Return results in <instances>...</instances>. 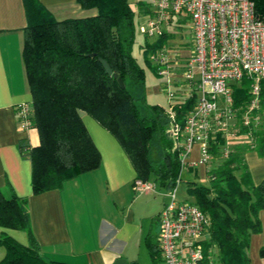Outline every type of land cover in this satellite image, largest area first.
<instances>
[{"label":"trees","instance_id":"trees-1","mask_svg":"<svg viewBox=\"0 0 264 264\" xmlns=\"http://www.w3.org/2000/svg\"><path fill=\"white\" fill-rule=\"evenodd\" d=\"M22 1L26 18L22 59L31 93L32 126L39 141L32 145L20 138L17 146L30 160L32 192L61 187L64 180L99 165L101 155L81 110L116 137L135 170L134 177L152 176L160 186H173L182 172L177 149L171 148L165 130L167 116L161 106L154 104L147 113L139 105L144 100V70L131 52L135 10L130 1L77 0L95 12L63 18H56L40 0ZM253 1L255 9L263 12L264 0ZM165 36L163 31L152 43L145 41L143 51L161 46ZM99 57L109 63L110 74ZM247 82L243 79L232 87L234 102L247 98ZM261 88L264 91V79ZM221 142V136L211 142L217 160L207 167L208 183L192 177L184 180L185 188L209 216L207 236L201 239L204 264H213L212 259L219 264H249L250 234L261 230L258 212L264 208V177L258 182L251 179L243 159V151L251 147L237 144L223 156ZM253 148L264 152V130ZM184 170L193 176L197 171L190 165ZM0 225L24 229L28 236L23 243L2 230L0 264H72L42 256L30 227L27 197L11 187L7 192L0 187ZM146 246L150 264H162L157 241L148 237ZM258 254L264 257V242Z\"/></svg>","mask_w":264,"mask_h":264},{"label":"built area","instance_id":"built-area-1","mask_svg":"<svg viewBox=\"0 0 264 264\" xmlns=\"http://www.w3.org/2000/svg\"><path fill=\"white\" fill-rule=\"evenodd\" d=\"M188 18L191 45L186 50L159 46L149 52L155 71L163 76L169 106L166 133L177 149L180 172L198 162L206 165L215 155L211 142L221 136L223 156L237 144L253 148L264 130V11L253 0H150L145 35L161 33L162 24ZM165 32V31H164ZM247 82L246 99L234 102L232 87ZM18 125H32L30 102L17 104ZM194 146L198 159H190ZM157 213L156 241L162 264H204L201 239L207 236L208 214L192 199L178 197L177 184ZM155 182L134 177L135 191L152 189Z\"/></svg>","mask_w":264,"mask_h":264},{"label":"crops","instance_id":"crops-1","mask_svg":"<svg viewBox=\"0 0 264 264\" xmlns=\"http://www.w3.org/2000/svg\"><path fill=\"white\" fill-rule=\"evenodd\" d=\"M129 1L134 9L143 11L146 5L149 9L143 12L150 10V0ZM139 1L145 4L141 6ZM40 2L56 18L95 12L94 7H82L77 0ZM25 22L22 0H0V187L5 192L11 187L27 197L30 227L43 257L72 264H111L123 257L127 264L132 260L138 264L141 249H147L146 239L150 237L147 220L157 219L166 198H155V194L151 197L150 191L155 188H132L135 170L127 154L116 137L86 111L81 110V118L100 152L99 165L64 180L61 187L32 192L30 160L20 154L17 146L20 138L32 145L39 141L36 127L19 126L17 117V104L31 100L22 59ZM250 149L253 148L243 151L246 164L245 155L252 153ZM198 157L194 146L190 159L196 161ZM197 165L204 171L208 167L197 161L196 169ZM247 167L253 182L264 177V160L256 173L248 164ZM258 216L262 228L250 237L264 231V208ZM2 230L23 243L28 240L24 229L0 225ZM263 242L264 237L258 246ZM3 253L0 245V257Z\"/></svg>","mask_w":264,"mask_h":264},{"label":"rangeland","instance_id":"rangeland-1","mask_svg":"<svg viewBox=\"0 0 264 264\" xmlns=\"http://www.w3.org/2000/svg\"><path fill=\"white\" fill-rule=\"evenodd\" d=\"M134 3V2H133ZM135 7L134 13V41L132 44L131 52L135 56L138 63L142 66L144 70V100L139 103L142 111L147 113L152 111V107L161 106L162 108H167L169 106L168 98L166 91L160 87L163 76H160L156 73L153 61L148 57L150 50L148 52L143 51V44L146 42L152 43L159 35L158 32H153L152 34L145 35L143 31L140 29V25L145 23L146 13L143 11H139ZM190 21L188 18H181L178 20H173L169 24H162L161 28L166 32V36L162 42V46L175 49V50H185L190 48L191 45V28L189 26ZM152 51V50H151ZM173 102V101H172ZM171 102V103H172ZM249 152L245 155L248 166H250L254 173L260 170L261 161L264 160V152L260 153L257 149H250ZM261 156V157H260ZM216 158L212 157L210 162H208L207 166L211 165L213 161L215 162ZM180 175V181L177 184L178 197L180 199L187 197L191 198L192 196L187 192L185 188V179L194 177L198 182L208 183L207 177V167L206 171L202 169L199 165H197L196 173L192 174V172H187L182 169ZM206 172V174H205ZM155 182V186L153 190L150 191V196L152 197L155 194V198L162 199L166 198L165 202L169 200L170 196L166 194L167 188L160 186L158 181L154 180L151 176L149 178ZM148 233L151 239L156 240V235L158 232V220L148 218ZM262 228V225H261ZM264 237V231L261 234L250 237L249 245L247 248V255L249 259V264H264L262 261V257L258 254V244L260 242V238ZM140 258H138V264H150V258L147 254L146 247H142L140 252ZM213 254L216 258V249H213ZM213 264H219L217 260L212 259Z\"/></svg>","mask_w":264,"mask_h":264},{"label":"water","instance_id":"water-1","mask_svg":"<svg viewBox=\"0 0 264 264\" xmlns=\"http://www.w3.org/2000/svg\"><path fill=\"white\" fill-rule=\"evenodd\" d=\"M99 59H100L102 65H103L105 71L110 74L111 73V67H110L109 63L107 62V60L105 58H103V57H99ZM114 75H116V74H114ZM117 80H118V82H119V84L121 86L124 85V83H123V81H122L120 76H117ZM111 264H127V262H126L125 258L118 257Z\"/></svg>","mask_w":264,"mask_h":264}]
</instances>
